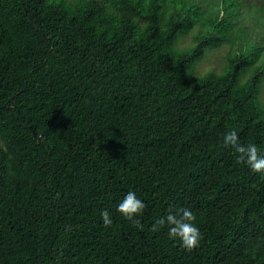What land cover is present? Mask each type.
Masks as SVG:
<instances>
[{"label": "trees", "instance_id": "trees-1", "mask_svg": "<svg viewBox=\"0 0 264 264\" xmlns=\"http://www.w3.org/2000/svg\"><path fill=\"white\" fill-rule=\"evenodd\" d=\"M263 84L264 0H0V264H264V175L223 143L264 155Z\"/></svg>", "mask_w": 264, "mask_h": 264}, {"label": "clouds", "instance_id": "clouds-1", "mask_svg": "<svg viewBox=\"0 0 264 264\" xmlns=\"http://www.w3.org/2000/svg\"><path fill=\"white\" fill-rule=\"evenodd\" d=\"M225 146H230L237 154V160L253 173L264 175V155L259 154L257 146L249 143L246 146L239 142L236 131H228L223 136ZM146 205L136 192L128 191L116 204L115 211L124 219L132 221L134 226L142 228L138 217L143 214ZM100 219L105 228L112 225L111 213L107 210L100 211ZM197 217L189 207L170 206L165 214L159 216L152 224L151 230L159 232L167 229L168 238L178 242L186 251H191L200 243L201 233L196 224Z\"/></svg>", "mask_w": 264, "mask_h": 264}, {"label": "rangeland", "instance_id": "rangeland-1", "mask_svg": "<svg viewBox=\"0 0 264 264\" xmlns=\"http://www.w3.org/2000/svg\"><path fill=\"white\" fill-rule=\"evenodd\" d=\"M191 43H192V38L191 36H188L186 38L181 39L178 45L181 48H183V47H187V45H190ZM225 52H226L225 50H221V51H214L211 54H208L201 61L200 66L198 67V72H203L204 70L213 69L215 72L219 73L225 64V60H226ZM262 98L264 100V88L262 90Z\"/></svg>", "mask_w": 264, "mask_h": 264}]
</instances>
